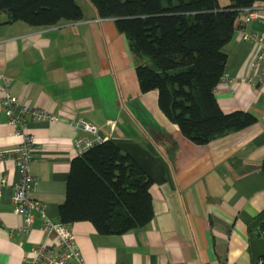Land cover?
Listing matches in <instances>:
<instances>
[{
	"label": "crops",
	"instance_id": "0c3cea01",
	"mask_svg": "<svg viewBox=\"0 0 264 264\" xmlns=\"http://www.w3.org/2000/svg\"><path fill=\"white\" fill-rule=\"evenodd\" d=\"M256 15L241 14L225 45L226 75L214 88L224 112L250 111L255 121L195 144L159 108L157 91L142 92L136 67L148 56L131 52L129 38L114 19L94 13L48 26L0 16V97L6 86L17 96L33 137L29 168L36 181L30 195L46 216L59 221L73 158L94 138L78 124L95 122L151 178L153 215L143 226L100 233L92 222L67 226L81 261L66 264H259L264 253V80L247 81L256 51L243 32H264V2ZM82 9V8H81ZM0 13V14H1ZM264 64H259V69ZM29 108L58 116L34 120ZM0 102V149L17 146ZM2 178L5 181L2 182ZM18 179L12 160H0V264H24L31 248L49 240L42 215L31 210L28 228L14 210L11 183ZM49 242V241H48Z\"/></svg>",
	"mask_w": 264,
	"mask_h": 264
},
{
	"label": "trees",
	"instance_id": "16d2710c",
	"mask_svg": "<svg viewBox=\"0 0 264 264\" xmlns=\"http://www.w3.org/2000/svg\"><path fill=\"white\" fill-rule=\"evenodd\" d=\"M99 17H110L148 56L136 67L142 92L157 91L162 112L195 144H205L255 121L250 111L224 112L214 88L225 71L226 43L241 14L264 0H89ZM9 21L48 26L79 20L76 0H0ZM148 177L136 161L105 138L71 161L59 221L88 220L100 233H122L145 225L153 215ZM264 233V217L259 223ZM264 264V253L260 256Z\"/></svg>",
	"mask_w": 264,
	"mask_h": 264
},
{
	"label": "built area",
	"instance_id": "2783aa9c",
	"mask_svg": "<svg viewBox=\"0 0 264 264\" xmlns=\"http://www.w3.org/2000/svg\"><path fill=\"white\" fill-rule=\"evenodd\" d=\"M256 3L253 7H247L243 19L249 20L256 15ZM243 37L254 42L256 51L251 65L255 72L246 77L247 81L253 82L264 80V67L259 69V64H264V32H243ZM224 76L226 73L223 74ZM0 102L3 104L7 116L8 123L12 125L14 133H20L23 136L22 141L15 147H7L0 149V160H12L18 171V179L11 183L13 188L12 203L17 213L23 214L26 226L28 228L31 222V210L38 209L42 215L41 229L46 233L49 240L31 248L30 254L23 258L24 264H66L71 260L81 261L78 247L75 242L73 232L68 228L66 223L61 221L53 222L45 214L43 203L32 197L30 193L35 189L36 181L30 171L29 163L32 159V142L33 137L25 129L24 111L27 109L22 107L20 110H14L17 103V96L12 94L10 90L3 86ZM29 113L34 120H55L58 116L48 110L42 108H29ZM79 126L86 132L92 133V140H85L79 148V154L87 150L106 137L101 134L100 127L93 121L80 118ZM2 182L5 178H2ZM49 241V242H48Z\"/></svg>",
	"mask_w": 264,
	"mask_h": 264
},
{
	"label": "rangeland",
	"instance_id": "374dc122",
	"mask_svg": "<svg viewBox=\"0 0 264 264\" xmlns=\"http://www.w3.org/2000/svg\"><path fill=\"white\" fill-rule=\"evenodd\" d=\"M77 3L80 5V7L82 8V12H83V16L87 15L88 12L90 14L94 13L93 11H95L94 6L90 3L89 0H76ZM1 13V12H0ZM3 15L5 16V13H1L0 16Z\"/></svg>",
	"mask_w": 264,
	"mask_h": 264
}]
</instances>
